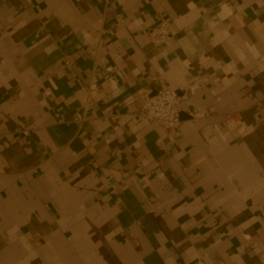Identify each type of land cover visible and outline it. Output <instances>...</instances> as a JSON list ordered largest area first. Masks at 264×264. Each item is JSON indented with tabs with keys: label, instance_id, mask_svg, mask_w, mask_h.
Wrapping results in <instances>:
<instances>
[{
	"label": "crops",
	"instance_id": "obj_1",
	"mask_svg": "<svg viewBox=\"0 0 264 264\" xmlns=\"http://www.w3.org/2000/svg\"><path fill=\"white\" fill-rule=\"evenodd\" d=\"M199 258L264 264V0H0V264Z\"/></svg>",
	"mask_w": 264,
	"mask_h": 264
},
{
	"label": "built area",
	"instance_id": "obj_2",
	"mask_svg": "<svg viewBox=\"0 0 264 264\" xmlns=\"http://www.w3.org/2000/svg\"><path fill=\"white\" fill-rule=\"evenodd\" d=\"M171 22L162 19L159 27L153 29L149 33L150 43L154 47L161 46L165 44L171 37ZM91 90H97V85L94 84L90 87ZM181 97L179 94L170 89L169 87L162 85L160 86L156 93L152 96L143 97L142 107L138 112L139 119L143 121H148L155 123L160 126L167 137L174 141L180 136L182 119L180 102ZM215 111L213 109H201L189 112L191 119H196L200 115L211 116L214 115ZM234 113L228 115L229 123L234 124ZM84 120L83 116L78 117V121L82 122ZM21 132L27 133L28 130L25 125H21ZM196 264H205L203 258H199Z\"/></svg>",
	"mask_w": 264,
	"mask_h": 264
}]
</instances>
